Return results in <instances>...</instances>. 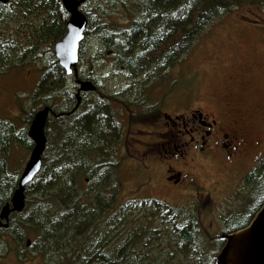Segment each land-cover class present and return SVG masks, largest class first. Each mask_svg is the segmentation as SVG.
Here are the masks:
<instances>
[{
	"label": "trees",
	"instance_id": "1",
	"mask_svg": "<svg viewBox=\"0 0 264 264\" xmlns=\"http://www.w3.org/2000/svg\"><path fill=\"white\" fill-rule=\"evenodd\" d=\"M117 1L127 8V0ZM133 3L126 9L129 20L121 31L102 19L97 6L93 12L84 10L88 20L85 38L95 32L102 46H114L118 68L138 85L162 76L218 17L241 7L264 9V0ZM32 15L41 16L38 25L26 20ZM68 19L61 0L0 4V70L22 67L29 59L41 58L44 48L47 52L33 94L40 108L56 110L54 101L59 99L66 104L76 102L53 54ZM11 23L17 27L6 26ZM82 46L80 66L85 63ZM80 70V79L92 80ZM107 98L93 102L83 96L78 113L49 117L42 169L26 187L24 211L13 214L9 228L0 234H9L17 243L30 240L32 248L56 264H217L225 245L223 235L248 226L264 205V157L244 179V210L224 219L220 235H211L202 225L198 203L175 207L157 199L121 198L118 164L111 158L123 131L107 104L112 98ZM141 104L129 99L125 105L139 108ZM33 146L27 128L17 130L15 123L0 120V210L10 203L21 174V165H13L14 151H30Z\"/></svg>",
	"mask_w": 264,
	"mask_h": 264
},
{
	"label": "rangeland",
	"instance_id": "2",
	"mask_svg": "<svg viewBox=\"0 0 264 264\" xmlns=\"http://www.w3.org/2000/svg\"><path fill=\"white\" fill-rule=\"evenodd\" d=\"M126 2L128 9V5L134 4V0ZM96 6L104 21L116 25L119 31L125 29L129 20L126 7L117 0H90L83 11L93 12ZM26 20L38 25L41 16L32 15ZM6 26L17 27L15 23ZM100 41L94 32L82 43L81 56L85 63L78 65V69L89 74L92 77L89 81L98 87L97 92L84 96L93 102L113 97L112 101L118 100V109L129 99L161 108L146 116L134 106L124 114H120V109L116 113L123 134L111 160L118 164L116 176L122 184L121 198L157 199L175 207L198 203L205 230L211 235H220L225 228L224 219L244 210V179L264 157V9L241 7L218 17L199 34L176 64L162 76L142 81V85L129 80L118 68V52L114 46L107 48ZM41 52V58L29 59L22 67L0 70V120L15 123L17 130L27 128V133L35 113L43 108L33 96L46 62L45 48ZM68 84L75 97L77 87L73 77H68ZM227 98L234 102L235 110L248 115L245 128L253 140L252 146L232 162L226 161L219 151L199 155L191 150L185 158L179 153L164 158L162 147L169 138L162 128L164 112L178 114L189 105L191 109L218 111L224 109ZM54 104L58 107L53 110L52 118L64 117L60 112H68L66 116H70L76 102L66 104L59 99ZM30 153L31 150L21 149L13 153V165H21V173ZM168 165L188 175L183 187H175L166 180ZM26 244V239L17 243L2 232L0 264H56L49 255L44 256L35 246L26 247Z\"/></svg>",
	"mask_w": 264,
	"mask_h": 264
},
{
	"label": "water",
	"instance_id": "3",
	"mask_svg": "<svg viewBox=\"0 0 264 264\" xmlns=\"http://www.w3.org/2000/svg\"><path fill=\"white\" fill-rule=\"evenodd\" d=\"M88 0H61L64 10L69 15L66 32L62 39L54 44V56L59 66L67 76H73L77 104L81 103V94L93 93L96 86L92 81L80 80L78 75L79 51L85 39L88 20L82 8ZM9 0H0V4H7ZM74 112V111H73ZM52 108L45 106L37 111L28 129V137L34 146L30 157L19 177L18 185L13 192L10 203L0 210V229L9 227L11 214H20L26 205V187L40 173L43 165V155L47 146L46 125ZM69 115V114H68ZM225 245L217 256V264H264V205L257 212L253 220L245 228L231 235H223ZM31 244L30 240L27 245Z\"/></svg>",
	"mask_w": 264,
	"mask_h": 264
},
{
	"label": "flooded vegetation",
	"instance_id": "4",
	"mask_svg": "<svg viewBox=\"0 0 264 264\" xmlns=\"http://www.w3.org/2000/svg\"><path fill=\"white\" fill-rule=\"evenodd\" d=\"M115 56L111 55L112 58ZM116 61L118 63L117 59ZM84 95L82 94L81 98ZM81 103L76 110L73 109L74 113H78L81 110ZM141 103L139 107L141 115L146 116L149 113H154L156 110L161 111L160 106L157 107L155 104L151 106L146 101L145 103ZM233 103L232 100L228 99L224 109L221 108L218 111L212 109L206 111L202 108L191 109L189 105L181 108L182 112L178 114L164 112L162 116V120L164 121L162 128L169 134V138L162 147L164 158L169 159L174 153H179L180 157L185 158L188 152L193 150L199 155L219 151L225 157L226 161L229 162L238 159V156L244 149L249 148V145L252 146L253 140L249 139V133L245 128L248 115L245 112L235 110ZM107 104L115 113L119 109L120 114L128 111L124 103H122L123 106L121 108H116L119 106L118 100L116 99ZM153 105L156 107L153 108ZM118 117L116 115L117 120ZM153 124V126H157L156 123L153 122ZM255 145H259V142H255ZM165 176L166 180L175 187H183L184 180L188 179V175H182L181 172L175 171L171 165L166 167ZM26 247L30 246L26 244Z\"/></svg>",
	"mask_w": 264,
	"mask_h": 264
},
{
	"label": "bare ground",
	"instance_id": "5",
	"mask_svg": "<svg viewBox=\"0 0 264 264\" xmlns=\"http://www.w3.org/2000/svg\"><path fill=\"white\" fill-rule=\"evenodd\" d=\"M78 73H79V69H78ZM83 80H87V79H83ZM96 86V85H95ZM127 87V86H126ZM96 90H97V87H96ZM107 99H109V98H107ZM103 100V99H102ZM76 104H77V101H76Z\"/></svg>",
	"mask_w": 264,
	"mask_h": 264
}]
</instances>
